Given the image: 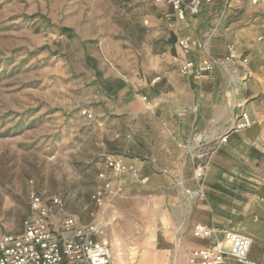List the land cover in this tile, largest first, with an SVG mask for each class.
I'll list each match as a JSON object with an SVG mask.
<instances>
[{"label": "crops", "instance_id": "obj_1", "mask_svg": "<svg viewBox=\"0 0 264 264\" xmlns=\"http://www.w3.org/2000/svg\"><path fill=\"white\" fill-rule=\"evenodd\" d=\"M216 3L206 1L199 15L185 19L168 4L172 15L161 16L156 40L144 48L142 79H132L138 92L129 84L112 91L126 108V126L116 132L118 147L109 154L139 173L100 170L113 190L104 207L116 196L133 201L126 212L137 226L129 238L115 228L109 234L114 220L121 223L118 215L103 222L114 264H188L193 250L222 241L225 231L250 237L248 260L264 264V21L233 15L243 2ZM228 43L239 60L220 63L212 73L181 74L187 60L221 59ZM243 122L250 126L236 129ZM199 162L207 163L201 182L195 177ZM196 224L216 232L195 237Z\"/></svg>", "mask_w": 264, "mask_h": 264}, {"label": "rangeland", "instance_id": "obj_2", "mask_svg": "<svg viewBox=\"0 0 264 264\" xmlns=\"http://www.w3.org/2000/svg\"><path fill=\"white\" fill-rule=\"evenodd\" d=\"M242 2L233 15L264 21V6ZM162 15H172L165 0H0V238L22 232L33 193L60 198L56 226L118 215L109 234L132 237L133 201L105 208L93 196L126 126L112 91L139 85Z\"/></svg>", "mask_w": 264, "mask_h": 264}, {"label": "built area", "instance_id": "obj_3", "mask_svg": "<svg viewBox=\"0 0 264 264\" xmlns=\"http://www.w3.org/2000/svg\"><path fill=\"white\" fill-rule=\"evenodd\" d=\"M165 1L173 7L179 19H185L188 14L199 15L204 3L212 0H189L187 3L184 0ZM232 1L237 5L242 3V0ZM251 3L264 6V0H251ZM260 39H264V36ZM179 43L183 49H190L188 40L181 39ZM237 60L239 54L236 46L228 43L221 59L208 55L200 62L187 60L182 64L180 72L184 76L212 73L220 63ZM249 126L250 123L243 122L237 123L235 127L243 129ZM218 146L215 144L205 150L202 156H209ZM103 165L106 170L114 173L130 172L139 178L138 171L127 166L121 156L106 155ZM206 166V162L195 165V177L199 182L205 177ZM98 177L103 183L98 186L93 198L99 206H103L113 190L105 171L100 172ZM188 193L194 194L191 190ZM196 194H202V191ZM60 206L59 197L46 199L42 194L33 193L30 197V213L24 221L22 232L6 234L0 238V264H114L112 245L107 238L105 225L97 222L82 223L76 216L68 215L56 226L53 217ZM215 232L204 224H196L193 228L195 237H211ZM251 245L250 237L236 231H225L222 241L193 250L188 264H228L227 257L239 264H263L248 260Z\"/></svg>", "mask_w": 264, "mask_h": 264}]
</instances>
